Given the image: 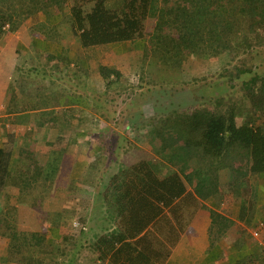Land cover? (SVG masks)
<instances>
[{
  "label": "trees",
  "instance_id": "16d2710c",
  "mask_svg": "<svg viewBox=\"0 0 264 264\" xmlns=\"http://www.w3.org/2000/svg\"><path fill=\"white\" fill-rule=\"evenodd\" d=\"M55 1H68L72 33L79 37L88 52L93 50L91 61L95 57L97 65L103 55L94 52L95 46L108 49L113 48L114 43L148 36L153 52L166 57L180 56L185 49L213 47L223 50L241 43L252 46L254 34L264 31V0H119L114 7L109 5L113 0ZM160 1L154 30L149 35L151 7ZM18 23L11 12L0 7V34L16 30ZM66 59L70 60V56ZM98 66L107 84L111 74H115L116 79L122 76V70L113 66ZM242 91L260 117L259 124L251 125V118H248L237 126L234 109L209 119H202L198 112L177 114L176 121H164L149 129L163 150L158 153L161 158L137 159L109 176L103 199L113 226L95 240L93 248L100 258L107 259L109 264H163L169 258L172 248L201 206L199 198L188 186L191 176L187 172L193 156L188 142H197L192 137L199 128L203 129L199 143H205L203 151L209 157L216 156L219 146L241 142L250 147L251 172L264 171V73L245 79ZM71 113L68 112L65 118L42 109L32 113L31 125L37 128L49 126L58 132L53 141L55 156L52 158L59 159L58 155L71 142L70 129L59 126L66 121L70 125ZM202 125L206 126L202 128ZM34 144L30 135L18 147L13 145L6 150L0 146V190L6 185L16 186L18 191L32 187L38 176L35 169L36 177L28 174L29 164L33 166L36 161L32 160ZM43 165L41 171H46V178L56 175L58 161ZM37 238L41 240V237ZM46 257L39 245L29 246L22 253L20 262L43 264Z\"/></svg>",
  "mask_w": 264,
  "mask_h": 264
},
{
  "label": "crops",
  "instance_id": "0c3cea01",
  "mask_svg": "<svg viewBox=\"0 0 264 264\" xmlns=\"http://www.w3.org/2000/svg\"><path fill=\"white\" fill-rule=\"evenodd\" d=\"M9 1L12 2L11 5L0 2V7L11 12L19 23L16 30H7L0 34V124L6 122L8 125L9 120L23 123L26 117L30 122L32 113L39 109L45 110L44 107L66 108L87 103L86 95L79 92L84 91L87 86H91L100 96L111 94L108 106L119 103L122 105L126 97H120L117 93L118 88L124 86L121 84V77L120 84H117L118 80L111 74L110 77L114 80L108 79L107 84V80L98 71L100 64L119 69L117 54L115 60L99 59L101 63L98 65L95 63L98 60L95 57L91 61L93 50L88 52L81 45L79 37L72 33L68 19V1L60 2L65 7L61 9L58 5L59 10L52 7L47 9L41 0H35V3L34 0ZM121 43L125 44L124 50H130L135 41L118 42L113 46L117 48ZM68 55L70 60L63 61ZM53 67L59 70V74L53 71ZM35 69H44V73H37ZM48 69L52 70L47 73ZM124 70L126 69H122L123 73ZM54 74H57L58 78H55ZM91 76L92 80L93 77L95 79V86L93 83H86L87 78L91 79ZM56 79L58 82H54ZM35 82L44 83L51 90L39 98L32 94L33 89L38 86ZM67 85L76 88L77 93L71 92L72 87L68 88ZM114 94L117 95L116 98H113ZM36 100L40 103L35 104ZM71 101L74 103H70ZM23 106L30 107V110L23 111ZM33 107L37 108L32 109ZM238 117L235 113L237 126L248 121L247 118ZM105 120V115L99 119L101 123L106 124ZM78 121V116H71V123ZM250 124L253 125L252 122ZM24 127L39 132L36 136L38 139L34 135L31 137L35 142L38 140L37 146L45 145L43 151L46 152L43 155L48 152V156L58 132L49 126L37 128L31 124L20 125L18 129ZM27 135L30 136L26 132L20 133L15 137V141L23 140ZM199 136L201 140L202 134ZM192 138L195 139L194 136ZM97 139L89 138L81 126L77 127L76 131L70 132L71 142L65 151L58 155L59 177L55 178L54 175L51 179L46 178V171H41L44 163L41 164L42 168L40 164H34L38 176L32 185L33 190L28 191L29 193L16 190L15 193L20 198H70L90 194V191H84L82 188L88 189V179L96 175L99 169L105 173L108 171L109 176L132 161L140 158L151 159L147 155L152 154L153 148L157 153H163L156 136L150 134L148 142L143 141L135 154L130 152L133 153L130 159L125 161L127 155H118L117 158H111L106 168H102L99 167L102 164L99 156L103 149ZM200 140L188 142L193 156L187 172L191 176L188 186L199 198L201 206L163 264H264V171L251 172L250 147L241 142L219 146L216 156L209 157V154L203 151L206 148L205 143H199ZM36 150L34 149L32 157L37 160ZM156 157L160 158L159 155ZM62 177L65 181L60 184ZM40 183L42 185H39ZM44 184L49 193L42 190ZM9 191L5 188L3 193ZM256 231L258 234H255ZM3 247L6 249L5 245ZM8 260L11 261L9 256H5L0 259V264H23L19 261L11 263Z\"/></svg>",
  "mask_w": 264,
  "mask_h": 264
},
{
  "label": "rangeland",
  "instance_id": "374dc122",
  "mask_svg": "<svg viewBox=\"0 0 264 264\" xmlns=\"http://www.w3.org/2000/svg\"><path fill=\"white\" fill-rule=\"evenodd\" d=\"M41 1L45 3L47 9L52 7L59 10V6L61 9L65 7L64 4L55 0ZM118 1H110L109 5L114 7L118 5ZM0 2L6 5L12 3L9 0H0ZM159 6H161V1L151 7L152 13L147 26L149 35L154 30ZM47 9L45 8V11ZM253 39L252 46L241 43L223 50H216L213 47L185 49L180 56L167 55V57L162 53L153 52L151 43H148V36L135 40L130 50H124L125 44L123 43L118 44L117 48L109 47L108 49L104 48L106 46H95L94 52L99 51L103 55L101 60H115L117 54L119 70L126 69L124 70L126 74L122 72V76H117V84H120L121 77L123 81L121 84L125 86L121 85L117 92L120 97H126L122 105L117 103L118 105L108 106L111 94L100 96L91 89V86H87L84 91L78 90L86 95L87 103L66 108L43 107L46 111H53L57 116L66 117L67 113L72 111L71 116L79 117L76 123L68 125L66 121L63 124L60 123L59 126L63 125L62 127L70 131H76L77 127L81 126L86 136L98 138L103 149L99 156L102 162L99 167L102 168H106L111 158H117L118 155H127L125 161L130 159L131 154L137 152L143 141L148 142L150 128L164 121L167 123L176 121L177 114L198 112L202 119H209L211 116L217 117L234 109L238 118H251L250 123L252 122L255 126L260 123V117L243 96L242 82L254 74L264 73V31L254 34ZM65 60L66 58H63V61ZM52 69L59 74L58 69L55 67ZM52 69L46 72L49 73ZM35 70L37 73H44V69ZM54 76L58 78L57 74ZM27 78H29L28 75ZM41 79L43 81L44 78ZM93 80L92 76L91 79L88 77L87 85L93 83L95 86L94 77ZM56 81L58 82V79L54 82ZM35 84L40 87H35L32 94L39 98L51 90L44 83L35 82ZM67 87L71 88L72 85H67ZM71 90V92H76L77 89L72 87ZM116 96L114 94L113 98ZM35 102V104L40 103L38 100ZM21 109L30 110V107L23 106ZM102 115L106 117V124L99 121ZM28 119V117L24 118L23 123L9 120L8 125L6 122L0 124V146L3 145L6 150L11 149L13 145L18 147V141L22 140L15 141V137L24 132L38 139L36 136L39 132L34 131L33 128L18 129L20 125H30ZM205 126L202 125V128ZM201 130L203 129L199 128L195 131L196 140H200ZM18 131L20 132L17 134ZM37 143L38 140L34 144V149L38 148L36 156L39 161L33 158L32 160H36L32 163L33 166L43 163L47 165L57 161L59 163L58 159L52 158L54 153L52 150L48 156V152L43 155L46 152L43 151L45 145L37 146ZM151 151L152 154L147 155L151 157L149 160H158L156 150L153 148ZM130 152L133 153L130 154ZM30 165L28 174L36 177L33 171L35 166ZM59 173L60 166L56 175L53 176L58 178ZM107 175L108 171L105 173L99 169L96 175L88 179L86 184L88 189L82 188L84 191H90V194L85 193L82 196H71L70 198L56 196L57 198L23 199L15 193L18 187L6 185L5 188L10 190L9 193H3L5 188H2L0 190V259L9 256L11 260H8L9 262H20L22 253L29 246L39 245L47 255L43 264H109L108 260L100 258L99 253L93 248L97 237L111 230L113 226V220L103 199V191L112 174ZM64 181L65 178L62 177L60 184ZM45 184L42 190L49 193ZM31 190H33L32 187L21 191ZM12 207L14 209L10 210L9 208ZM9 213L11 215L6 216ZM51 228L53 232L50 231ZM37 237H41V240Z\"/></svg>",
  "mask_w": 264,
  "mask_h": 264
},
{
  "label": "built area",
  "instance_id": "2783aa9c",
  "mask_svg": "<svg viewBox=\"0 0 264 264\" xmlns=\"http://www.w3.org/2000/svg\"><path fill=\"white\" fill-rule=\"evenodd\" d=\"M255 234H258V232L256 231Z\"/></svg>",
  "mask_w": 264,
  "mask_h": 264
}]
</instances>
